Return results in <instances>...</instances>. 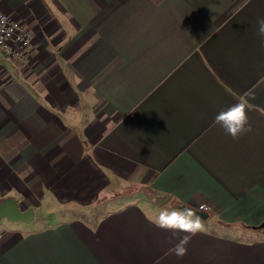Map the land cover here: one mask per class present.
I'll return each instance as SVG.
<instances>
[{
  "label": "crops",
  "instance_id": "1",
  "mask_svg": "<svg viewBox=\"0 0 264 264\" xmlns=\"http://www.w3.org/2000/svg\"><path fill=\"white\" fill-rule=\"evenodd\" d=\"M0 9L32 39L0 53V264H264V0ZM157 204L208 208L183 258Z\"/></svg>",
  "mask_w": 264,
  "mask_h": 264
},
{
  "label": "clouds",
  "instance_id": "2",
  "mask_svg": "<svg viewBox=\"0 0 264 264\" xmlns=\"http://www.w3.org/2000/svg\"><path fill=\"white\" fill-rule=\"evenodd\" d=\"M256 33L264 42V17L257 20ZM251 98L254 99V97ZM248 106V102L244 100L221 110L215 117V123L220 125L233 139H238L241 135L252 131L247 115ZM204 210V206L201 205L200 211ZM155 223L161 229L187 234L180 238L179 242L171 249L178 258H183L187 254L190 238L204 230L202 219L191 207L161 208Z\"/></svg>",
  "mask_w": 264,
  "mask_h": 264
},
{
  "label": "built area",
  "instance_id": "3",
  "mask_svg": "<svg viewBox=\"0 0 264 264\" xmlns=\"http://www.w3.org/2000/svg\"><path fill=\"white\" fill-rule=\"evenodd\" d=\"M32 45V39L27 29L13 20L0 9V53L7 59L22 62L26 59ZM204 211L208 208L204 206Z\"/></svg>",
  "mask_w": 264,
  "mask_h": 264
},
{
  "label": "rangeland",
  "instance_id": "4",
  "mask_svg": "<svg viewBox=\"0 0 264 264\" xmlns=\"http://www.w3.org/2000/svg\"><path fill=\"white\" fill-rule=\"evenodd\" d=\"M123 194H125V193L123 192ZM126 196H129V194H126ZM126 196L123 195V196L121 197L122 201L125 200ZM136 200H137V199H136ZM136 200H135V201H136ZM137 202H138V200H137ZM162 202H165V201L163 200ZM148 204H149L148 206H149V208H150V205H151V204H150V203H148ZM152 205H153V204H152ZM170 206H173V204L170 203ZM170 206H169L168 204L165 205V206H163V205L160 206V205L157 204V205L155 206V208H153L154 211H152V212H153V213H157L156 216H158V212H159V210H160L161 208H169Z\"/></svg>",
  "mask_w": 264,
  "mask_h": 264
},
{
  "label": "water",
  "instance_id": "5",
  "mask_svg": "<svg viewBox=\"0 0 264 264\" xmlns=\"http://www.w3.org/2000/svg\"><path fill=\"white\" fill-rule=\"evenodd\" d=\"M186 208V207H181V209ZM197 215L200 216L202 220H206L208 216L204 212L197 211ZM258 228H264V223L261 224Z\"/></svg>",
  "mask_w": 264,
  "mask_h": 264
},
{
  "label": "trees",
  "instance_id": "6",
  "mask_svg": "<svg viewBox=\"0 0 264 264\" xmlns=\"http://www.w3.org/2000/svg\"><path fill=\"white\" fill-rule=\"evenodd\" d=\"M179 207H182V206H179ZM184 207V206H183Z\"/></svg>",
  "mask_w": 264,
  "mask_h": 264
}]
</instances>
